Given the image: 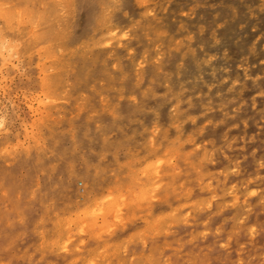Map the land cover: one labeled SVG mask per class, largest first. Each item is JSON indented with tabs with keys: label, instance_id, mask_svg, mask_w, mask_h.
<instances>
[{
	"label": "rangeland",
	"instance_id": "rangeland-1",
	"mask_svg": "<svg viewBox=\"0 0 264 264\" xmlns=\"http://www.w3.org/2000/svg\"><path fill=\"white\" fill-rule=\"evenodd\" d=\"M258 1L263 25L256 28L254 36L263 37L264 0ZM234 2L184 0L164 15L174 21L175 27L181 24V34H185L186 25L198 21L199 13L205 11L206 15L215 16L220 5ZM54 5L61 19L45 20L42 34L54 44L51 43L47 53L41 51L37 55L39 63L32 62V70L25 68L23 59H14L8 68L0 65V229L6 230L5 247H0V264H151L150 261L152 264H264V144L260 148L261 144L249 140L252 122L246 119L245 108L230 113V120L241 128L239 135L244 144L239 149L243 152L231 158L221 143L218 156L207 160L215 168L219 161L226 164L231 159L230 187L218 190L214 178H209L213 182L211 203L221 196L223 211L215 208L216 211L208 214L210 218L199 222L197 227L170 223L163 232V241L148 239V197L140 201L133 190L138 191V187L148 183V175L142 171L148 160V121L147 125L135 123L130 115L123 121L116 118V101L125 94L117 88L122 80L118 77V64L131 58L125 47L130 45L136 30H129L121 38H110L116 34L115 28L110 35L100 37L102 46L88 40L87 53L80 55L58 37L68 15L67 1L54 0ZM46 9L47 0H0V20L3 22L4 17L10 16L16 22H25L31 14L34 18L44 15ZM245 44L251 52L245 53L238 68L247 72L249 84L261 86L264 54L262 58H252L256 50L252 42ZM173 46L182 47L179 43ZM94 54L100 56L96 61ZM255 66L258 72L252 73ZM46 74L50 83L47 86ZM113 75L114 85L109 86ZM79 77L83 79L81 84ZM257 114L264 119V115ZM111 121L114 122L111 130L106 132L103 128L95 139L102 157H114V166L98 180L97 192L101 201L115 197L119 191L125 202L118 213L112 211L108 215L101 212L100 201L91 203L89 209L84 205L89 194L86 179L78 177L69 181L67 170L59 172L49 164L59 160L55 145L64 137L67 159L74 160L78 166H88L86 158L93 154L91 147L84 150L72 139L75 129L84 123L96 129ZM145 134L146 139H142ZM261 138L264 142V131ZM29 151L44 155L37 154L29 162L26 157ZM245 156L249 161L247 166ZM102 160L98 156L91 165L96 166ZM172 162L176 164L177 158L173 157ZM205 163L199 162L201 170ZM238 177L250 192L247 206L235 214L228 202L231 186ZM70 182H73V198L64 189ZM129 200H134L131 208L127 204ZM21 204L26 207L24 212L38 211L37 218L29 221L18 212ZM115 213L116 217L120 215L119 221L113 216ZM172 239L174 243L169 242ZM86 258L90 260L86 262Z\"/></svg>",
	"mask_w": 264,
	"mask_h": 264
},
{
	"label": "bare ground",
	"instance_id": "bare-ground-1",
	"mask_svg": "<svg viewBox=\"0 0 264 264\" xmlns=\"http://www.w3.org/2000/svg\"><path fill=\"white\" fill-rule=\"evenodd\" d=\"M66 1L68 15L64 18L63 33L59 32L58 37L79 51L80 55L85 53L88 40L98 46L103 41L100 37L110 35L115 28L118 30L110 38H121L129 30H136L130 45L125 47L131 58L118 64V77L122 80L117 88L124 90L125 94L116 101L120 114L116 110L115 116L120 121L129 115L135 123L145 124L148 121V160L141 169L148 175V183L138 187V191L133 189L140 201L148 197V239L163 241V232L170 223L197 227L199 222L210 218L208 214L216 211L215 208L223 211L221 196H217L214 205L211 203L213 182L209 178H214L218 190L230 187L233 182L228 171L231 159L228 158L226 164L219 161L215 168L210 167L207 160L218 156L221 143L231 158L243 152L242 148L239 149L240 144H244L239 135L241 128L236 121L230 120L231 110L235 112L245 108L246 119L252 122L249 140L261 144L260 148L264 144L261 141L264 119L257 114L264 115V81L261 86L251 85L245 77L247 72L238 68L245 53L251 52L246 41L252 42V48L256 50L252 58L259 59L264 54V36H254L256 28L263 25L262 14L259 13L260 1L234 0V3L220 5L215 16H208L209 13L206 15L203 11L199 13L198 21L186 25L185 34H181V24L175 27L174 21L164 15L184 0ZM3 19V22L0 20V65L8 68L14 59H23L27 64L25 68L32 70V62L39 63L37 55L41 51L47 53L53 42L42 34L45 20L61 19L54 0H47L44 15L38 14L34 18L31 14L25 22H16L10 16ZM174 43L182 47L175 48ZM99 58L98 54L93 55L95 61ZM254 69L252 73L258 72L257 66ZM112 78L116 76H111L109 86L114 85ZM47 80L48 77L45 79L46 86L50 84ZM78 81L81 84L83 79L79 77ZM111 123L114 124L113 121L103 122L96 129L84 123L75 129L72 139L84 150L91 147L93 154L91 158H86L89 167L78 166L74 160L67 159L63 148L64 137H60L58 145H55L60 154L59 160L49 164L59 172L67 170L69 181L78 177L86 179L89 194L84 205L87 208L91 203L100 201L98 180L114 166V157H102L95 141L103 128L106 132L111 130ZM136 136L139 137L138 134ZM141 138L146 139V134ZM255 152L256 149H253ZM37 154L44 155L29 151L26 157L32 162ZM98 156L103 160L96 166L91 165ZM173 157L177 158L176 164L172 162ZM201 160L206 162L203 170L199 166ZM245 162L246 166L249 165L247 156ZM72 184L64 185L69 198L74 197ZM231 188L228 204L238 214L240 208L247 206L250 189L243 186L240 177L236 178V184ZM40 190L43 192V189ZM121 194L116 191L115 197L101 200V212L118 213L120 205L125 202ZM132 202L134 200L127 201L130 208ZM24 210L26 207L21 204L18 212H22L29 221L35 220L39 214L38 211ZM116 213L113 216L116 217ZM5 236L6 230L0 229V247L3 249ZM169 242L174 243L173 239ZM85 260L88 262L90 259Z\"/></svg>",
	"mask_w": 264,
	"mask_h": 264
}]
</instances>
